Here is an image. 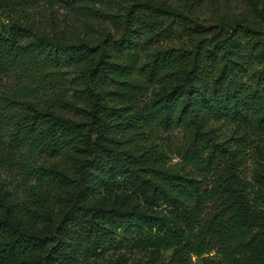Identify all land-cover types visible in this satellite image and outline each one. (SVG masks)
<instances>
[{
	"label": "trees",
	"instance_id": "obj_1",
	"mask_svg": "<svg viewBox=\"0 0 264 264\" xmlns=\"http://www.w3.org/2000/svg\"><path fill=\"white\" fill-rule=\"evenodd\" d=\"M34 1L0 0L10 21L9 33L0 32V169L16 167L23 186L35 180L23 200L0 183V264H90L125 241L154 258L172 250L171 264L205 255V264H264V188L253 191L235 162L218 171L229 155L212 129L230 122L264 131L262 92L244 80L254 58L264 76V32L207 27L147 0H84L106 8L84 10L116 33L95 46L54 37L27 43L19 16ZM58 1L47 0L51 8ZM208 32H215L209 40ZM182 38L199 41L191 50L168 45ZM90 61L85 88L75 95H85L91 118L69 119L64 113L74 105L64 69ZM180 70L182 83L158 111L149 102L152 88ZM9 77L15 82L6 89ZM183 103L197 106V130L179 169L163 168L169 135L183 129ZM78 153L85 160L76 170L37 160ZM123 186V201L134 195L149 206L164 204L166 213L90 202L102 189Z\"/></svg>",
	"mask_w": 264,
	"mask_h": 264
},
{
	"label": "rangeland",
	"instance_id": "obj_2",
	"mask_svg": "<svg viewBox=\"0 0 264 264\" xmlns=\"http://www.w3.org/2000/svg\"><path fill=\"white\" fill-rule=\"evenodd\" d=\"M161 7L170 8L177 12L189 16L191 19L206 25L207 27H223L231 31L236 27L251 29L264 32V0H147ZM115 2V1H114ZM99 9L107 11L101 4H92L84 0H60L51 8L47 0H35L33 5L24 12V16H19L21 24L26 29V42H35L37 38L54 37L64 38L72 43L84 42L91 46L100 44L104 38L111 33H116L113 25L105 21L101 15L95 12L89 13L84 10ZM115 12L121 8L115 5ZM21 17V18H20ZM9 14L0 11V32L9 33ZM215 32L205 34V39L209 40ZM199 40L188 41L186 38L175 40L169 43L170 47H177L191 50L196 47ZM144 57L143 63H147L151 56ZM93 65V61L87 64L70 66L64 69L65 87L68 93V100L72 102L74 108L64 113V116L79 121H85L91 118L92 106L84 97L85 95H75V90L82 91L85 88L82 75L85 70ZM184 70L176 72L174 76L167 79L165 83L155 85L149 95V102L152 106L161 111L164 106L165 98L177 87L184 79ZM245 82L253 87L257 86L262 92L260 102L261 112L259 118L264 119V76L262 74V65L258 59L254 58L253 65L250 66ZM14 78L9 77L4 81L6 89L14 85ZM185 104L180 106L183 109ZM185 114H181V125L179 129L170 134L171 151H167L168 162L163 168L179 169L183 151L187 149L194 139L197 124L194 119L196 105L185 106ZM180 110L175 114L176 119L180 116ZM214 136L217 143L222 145L229 155L228 161L222 162L219 166V172L227 169L229 165L235 162L237 174L242 179L247 180L253 187V191L264 188V131L245 130L234 123L218 122L212 124ZM167 139V138H166ZM160 143H165L161 138ZM126 149L132 148V143L126 144ZM39 166L49 167L57 170L58 166L79 167L85 160L83 153H78L74 157L63 155L59 158L50 159L47 157L37 158ZM154 167L161 168L159 162L154 163ZM72 169V168H71ZM73 169V170H74ZM18 170L12 168V172L6 169H0V183L4 184L12 191L16 190L20 200L26 199L29 195L30 187L35 182L31 181L28 186H23L21 179H17ZM18 183V184H16ZM16 185L18 186L15 189ZM126 187H114L110 190L102 189L100 193L95 194L90 202L107 204L109 206L125 208L130 206L132 210L143 212L148 215H162L166 213V206H149L143 199L131 195L129 200L123 201L124 194L129 193ZM72 195V194H71ZM70 195V196H71ZM69 196V197H70ZM125 205V206H124ZM63 216L60 217L61 222ZM117 241H120L125 234H119ZM126 242V241H125ZM117 245L115 248L104 250L93 258H90V264H171L170 259L172 250L162 251L158 257L154 258L148 251L134 248L132 244ZM101 251V250H99ZM215 253H212L214 255ZM203 257H207L206 255ZM203 257L193 256L190 264H205Z\"/></svg>",
	"mask_w": 264,
	"mask_h": 264
}]
</instances>
